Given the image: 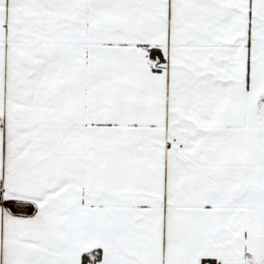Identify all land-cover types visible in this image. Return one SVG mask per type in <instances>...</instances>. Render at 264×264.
Instances as JSON below:
<instances>
[{"label":"snow or ice","instance_id":"6c2138e0","mask_svg":"<svg viewBox=\"0 0 264 264\" xmlns=\"http://www.w3.org/2000/svg\"><path fill=\"white\" fill-rule=\"evenodd\" d=\"M0 264H264V0H0Z\"/></svg>","mask_w":264,"mask_h":264}]
</instances>
